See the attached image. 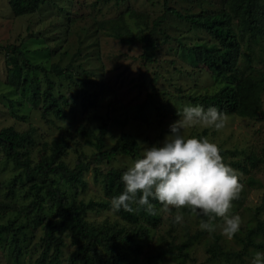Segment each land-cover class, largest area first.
Returning <instances> with one entry per match:
<instances>
[{"label":"rangeland","instance_id":"obj_1","mask_svg":"<svg viewBox=\"0 0 264 264\" xmlns=\"http://www.w3.org/2000/svg\"><path fill=\"white\" fill-rule=\"evenodd\" d=\"M222 2L167 0L170 7L191 16L218 12ZM130 11L145 13L149 26H144L145 18L137 19L136 23L135 19L128 17ZM120 13H123L121 19L130 24L129 32L143 34L151 28L153 19L163 13L162 0H50L34 13L16 17L8 0H0V129L9 126L20 132L34 128L32 162L42 142L49 144L63 135L69 142L62 160L72 168L78 154L90 156L95 150L83 135L75 132V128L81 125L97 132L103 123V149H109L121 133H127L138 140L142 155L144 146H162L165 137L170 135L169 125L178 119L177 114L183 107H204L193 102L190 96L208 95L224 85L221 79L211 76L201 62H191L182 53L184 46L172 39L179 35L185 44H193L199 39L209 41L207 32L166 14L159 29L153 33L158 42L154 60L146 63L139 58L141 48L138 44L124 43L117 37L108 36L110 27H116L114 23ZM233 28L236 29L235 23ZM165 34L171 38H164ZM7 44L21 45L22 50L28 48L31 51L26 55L30 62L22 66L25 83L8 91L6 72L12 52L9 49L8 56L1 48ZM239 46L238 75L264 70V37L249 40L246 35L239 36ZM246 56L248 61L244 60ZM33 65L43 67L46 73ZM51 65L61 67L63 74L50 72ZM46 80L51 82V93L55 97L63 95L67 99L61 103L63 116L60 118L52 112L42 117V97L37 100L29 98L30 90L35 87L43 90ZM74 83L81 89H76ZM82 90L88 92L85 104ZM262 108L264 111V90ZM227 115L229 119L223 130L196 127L185 130L184 134L192 137L206 129L202 138L207 137L216 143L224 162L240 174L244 189L231 210L232 215L238 214L242 218L240 231L228 240L221 234L223 222L217 219L214 221L216 230L209 234L199 227L201 220L207 218L193 216L187 210H183L184 220L179 224L173 222L175 210L171 215L160 213L153 224H147L138 216L136 221L148 225L149 235L146 239H136L141 251L131 257L137 264H251L255 252H264L263 232L252 235L253 244L244 243L248 228L256 226L258 220L264 225V122ZM251 154L256 159L255 164L246 165L247 170L242 171L236 161L242 163ZM133 161L119 154L116 159L100 162L96 167L100 172L110 167L126 171ZM231 162L235 164H229ZM93 172L91 166L83 173L84 188L72 187L59 175H51L50 179L67 197L109 201L110 206L86 211L84 217L94 227L108 225L118 228L124 225L128 228L135 224L112 213L113 197L105 195L100 181L102 175L98 174L96 180ZM28 179L0 149V201L7 204L0 210V223L20 227L17 236L21 249L15 257L10 232H3L0 235V264H36L39 255L41 222L34 208L29 206L34 196ZM41 206L44 216L54 215L55 210L46 202V197L42 198ZM216 235L217 239L214 238ZM63 237L66 244L61 263L66 264L73 247L65 234ZM188 237L190 244L181 249L180 252L186 255L182 256L170 244L182 246ZM210 245L216 249L215 255H210ZM221 251H227L229 255L225 256Z\"/></svg>","mask_w":264,"mask_h":264},{"label":"trees","instance_id":"obj_2","mask_svg":"<svg viewBox=\"0 0 264 264\" xmlns=\"http://www.w3.org/2000/svg\"><path fill=\"white\" fill-rule=\"evenodd\" d=\"M50 0H8L9 8L13 16H23L34 13L41 4ZM163 13L153 19L152 26L143 34H132L128 31L130 24L121 19L123 13L116 18V27H110L111 31L108 36L118 38L124 43H136L141 48L139 58L143 62H153L157 49V40L153 33L159 29L161 22L165 19L166 14H172L175 17L184 20L192 27L207 32L209 41L197 40L193 44L183 43L181 37L175 36L172 39L183 45L182 53L191 62H201V64L210 72L214 78H219L224 85L210 94L201 96H190L193 102L201 103L205 109L215 107L219 111L236 115L241 118L253 119L264 122V111L262 108V93L264 90V70H256L246 75H238L236 68V60L240 52L239 36L246 35L249 40L257 37H264V0H223L221 9L218 12L203 13L197 16L182 14L176 8L170 7L167 0H162ZM128 17L135 19L145 18L144 26H149L145 13H136L130 11ZM235 23L236 29L233 28ZM114 27V28H113ZM166 39L171 38L165 34ZM38 39L35 38V41ZM213 42V43H212ZM21 45L7 44L1 48L5 50L9 56L10 65L7 68L6 86L7 91L10 88L21 87L25 80L22 77V66H27L30 59L26 56L31 51L28 48L21 49ZM49 49V48H48ZM47 50V49H46ZM19 54V56H17ZM246 61L249 57L246 56ZM40 68L46 73L45 69L39 65H33ZM50 72L61 75L62 69L58 65H51L48 69ZM84 79V78H83ZM85 80V79H84ZM51 82L46 80L43 90L38 87L30 90L29 98L37 100L42 97L41 116L47 117L50 112L56 117L63 116V108L61 103H65L67 99L60 95L55 97L51 93ZM74 87L80 90L79 84L74 83ZM83 104L88 92L82 90ZM34 128L24 131H15L11 127L0 129V149L6 159L20 167L33 189V198L29 206L34 208L35 215L39 217L41 222V234L38 244L41 247L39 255L36 258V264H62L64 234L69 239V244L73 249L67 255L66 264H137L132 255H137L141 251V245L136 239L148 238V225L138 223L137 217L141 216L148 224H153L159 218L149 216L143 209L137 213H127L123 210L117 214L124 220L135 222L130 227L124 225L113 228L108 225L93 226L85 219L86 211L95 207L110 206L108 200L95 201L88 199H76L67 197L58 186L51 183V175H59L72 187L84 188L86 182L83 179V173L91 166L94 168V179L97 180L98 174L102 175L100 179L103 191L106 196L115 197L123 191L121 182L122 170L114 167L108 168L105 172H100L96 164L100 162H109L121 154L131 159H137L141 156L139 151L140 144L136 138L127 133H121L115 143L109 149H103V136L105 132V123L101 124L97 132L79 125L75 128V132L84 136L91 143L95 150L86 156L78 154L72 168H70L62 160L66 155L69 139L65 136H58L51 140L48 144L42 142L37 151L36 159L32 162L31 151L35 146L33 135ZM204 129L195 137L202 138ZM223 152V151H222ZM254 155H249L247 160L239 163L237 166L242 171H246V165L253 166L255 164ZM229 164H235L233 162ZM13 181V180H11ZM46 197V202L55 210L53 216H44L42 213V198ZM153 203H156L153 201ZM7 204L0 201V210L6 208ZM20 227H15L12 223H0V235L3 232H10V241L14 246L15 257L20 252V243L17 233ZM257 232L264 233V225L260 220L256 226L248 228L245 233L244 243L250 245L252 243V235ZM196 236V234L194 235ZM217 239V235L214 236ZM190 244V239L183 242L181 246L175 247L182 256L181 249ZM259 244H257L258 246ZM261 246V245H259ZM210 255L216 254L213 245L208 246ZM102 252V253H101ZM227 256V251H221ZM235 255V254H233ZM238 255V254H237ZM186 256V255H185ZM240 258V256H239Z\"/></svg>","mask_w":264,"mask_h":264},{"label":"clouds","instance_id":"obj_3","mask_svg":"<svg viewBox=\"0 0 264 264\" xmlns=\"http://www.w3.org/2000/svg\"><path fill=\"white\" fill-rule=\"evenodd\" d=\"M177 116L162 146L142 145V155L123 172V191L111 199V211L138 214L143 209L156 216L171 215L175 210L173 222L179 224L187 210L207 218L199 227L209 234L216 230L214 221L220 219L221 234L232 240L242 225V218L231 214L233 202L244 189L240 174L224 162L216 143L184 134L196 127L223 130L229 117L215 107L200 105L185 106ZM251 264H264V252H255Z\"/></svg>","mask_w":264,"mask_h":264}]
</instances>
